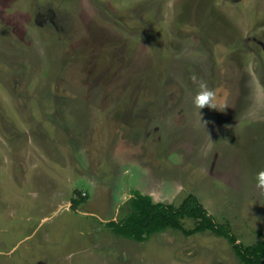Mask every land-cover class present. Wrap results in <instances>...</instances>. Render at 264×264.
Segmentation results:
<instances>
[{
    "label": "rangeland",
    "instance_id": "1",
    "mask_svg": "<svg viewBox=\"0 0 264 264\" xmlns=\"http://www.w3.org/2000/svg\"><path fill=\"white\" fill-rule=\"evenodd\" d=\"M262 173L264 0H0V264H241L210 232L107 224L192 194L249 246Z\"/></svg>",
    "mask_w": 264,
    "mask_h": 264
},
{
    "label": "trees",
    "instance_id": "2",
    "mask_svg": "<svg viewBox=\"0 0 264 264\" xmlns=\"http://www.w3.org/2000/svg\"><path fill=\"white\" fill-rule=\"evenodd\" d=\"M84 200L82 198L79 202ZM78 204L76 200H73L71 207L74 208ZM129 205L131 210L125 219L107 224L120 237L145 242L152 235L167 229L181 231L186 237L210 232L216 237L225 239L231 245L234 255L241 264H264V235L260 234L262 240L249 246L237 243L230 227L227 224H217L192 194L175 207L153 203L149 196L136 193L130 199ZM183 219L194 220V227L185 230L182 226Z\"/></svg>",
    "mask_w": 264,
    "mask_h": 264
},
{
    "label": "clouds",
    "instance_id": "3",
    "mask_svg": "<svg viewBox=\"0 0 264 264\" xmlns=\"http://www.w3.org/2000/svg\"><path fill=\"white\" fill-rule=\"evenodd\" d=\"M195 81V77L193 78ZM215 99H216V93L213 89H210L208 84L200 80L198 81V91L195 97L193 98V105L197 109H203L205 107H208L210 109H215L216 104H215ZM264 176V173L261 174Z\"/></svg>",
    "mask_w": 264,
    "mask_h": 264
}]
</instances>
